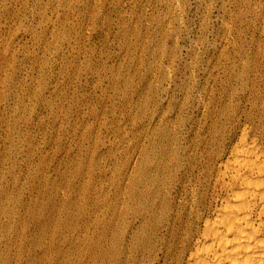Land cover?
<instances>
[{
  "label": "rangeland",
  "instance_id": "374dc122",
  "mask_svg": "<svg viewBox=\"0 0 264 264\" xmlns=\"http://www.w3.org/2000/svg\"><path fill=\"white\" fill-rule=\"evenodd\" d=\"M205 1L0 0V264H105L160 128L200 144L210 120L263 122L216 75L223 17Z\"/></svg>",
  "mask_w": 264,
  "mask_h": 264
},
{
  "label": "bare ground",
  "instance_id": "6f19581e",
  "mask_svg": "<svg viewBox=\"0 0 264 264\" xmlns=\"http://www.w3.org/2000/svg\"><path fill=\"white\" fill-rule=\"evenodd\" d=\"M219 1L224 34L217 67L214 64L216 75L243 88L261 102L263 110L264 0ZM227 121L210 120L200 144L188 143L174 125L156 131L157 156L153 160L144 156L140 161L150 175L148 183L136 190L133 202L123 203L118 210L122 221L116 227L117 238L106 243L105 264H264V120L251 128L240 127L238 135L237 131L230 133ZM133 172L124 171V180ZM124 185L128 192L130 187Z\"/></svg>",
  "mask_w": 264,
  "mask_h": 264
}]
</instances>
